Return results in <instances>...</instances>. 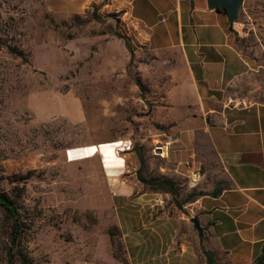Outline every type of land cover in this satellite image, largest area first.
Instances as JSON below:
<instances>
[{
    "label": "rangeland",
    "instance_id": "374dc122",
    "mask_svg": "<svg viewBox=\"0 0 264 264\" xmlns=\"http://www.w3.org/2000/svg\"><path fill=\"white\" fill-rule=\"evenodd\" d=\"M106 1L60 19L41 0H0V194L21 225L9 260L12 219L0 206V264H77L102 235L121 256L100 148L131 147L141 176L160 179L153 58L121 29L122 0L102 10ZM232 24L237 47L264 64V0H243ZM174 194L176 205L189 195Z\"/></svg>",
    "mask_w": 264,
    "mask_h": 264
},
{
    "label": "crops",
    "instance_id": "0c3cea01",
    "mask_svg": "<svg viewBox=\"0 0 264 264\" xmlns=\"http://www.w3.org/2000/svg\"><path fill=\"white\" fill-rule=\"evenodd\" d=\"M41 1L63 19L104 0ZM116 1L107 0L102 10ZM122 2L120 27L153 58L163 94L155 171L189 195L176 205V194L138 180L131 147L100 148L107 227L116 230L121 256L114 257L102 235L77 264H207L202 252L211 264H264V64L237 47L235 24L206 0ZM202 139L217 167L210 166ZM192 217L203 231L202 250Z\"/></svg>",
    "mask_w": 264,
    "mask_h": 264
},
{
    "label": "trees",
    "instance_id": "16d2710c",
    "mask_svg": "<svg viewBox=\"0 0 264 264\" xmlns=\"http://www.w3.org/2000/svg\"><path fill=\"white\" fill-rule=\"evenodd\" d=\"M218 10L226 14V12L223 9H218ZM136 154L138 156V160L140 163V168L138 169L137 174H136L138 180L148 185L153 191L166 192L172 195L174 192V186H175V184L172 181L160 180V179H145L141 176V169L143 168L144 160L140 153H136ZM213 194H215V192H213L212 195ZM199 195H204V194H201V193L197 194V196ZM0 206L10 214L11 219H12L10 242H9L10 247L7 253L8 259L11 260L13 258V254H12L13 248L16 246L17 241L20 237L21 225L18 221L17 213L12 203L4 195H1V194H0ZM202 253L206 258L207 264H211L212 263L211 256L206 252H202ZM22 264H30V263L27 261H23Z\"/></svg>",
    "mask_w": 264,
    "mask_h": 264
},
{
    "label": "water",
    "instance_id": "95a60500",
    "mask_svg": "<svg viewBox=\"0 0 264 264\" xmlns=\"http://www.w3.org/2000/svg\"><path fill=\"white\" fill-rule=\"evenodd\" d=\"M242 1L243 0H206V3L208 9H223L228 16V22L232 24L236 15L238 14ZM194 179L195 180L198 179V174L194 175ZM189 221L192 224L193 229L196 231L199 248L202 250L203 249L202 228L200 227L196 218L192 217L190 218Z\"/></svg>",
    "mask_w": 264,
    "mask_h": 264
},
{
    "label": "built area",
    "instance_id": "2783aa9c",
    "mask_svg": "<svg viewBox=\"0 0 264 264\" xmlns=\"http://www.w3.org/2000/svg\"><path fill=\"white\" fill-rule=\"evenodd\" d=\"M167 145H168V143L164 144L163 146H167ZM161 149H162V147H160V146L156 148V150H159V151H161Z\"/></svg>",
    "mask_w": 264,
    "mask_h": 264
}]
</instances>
